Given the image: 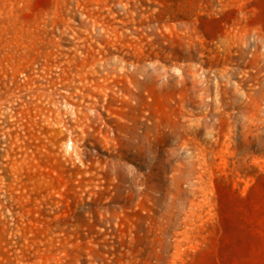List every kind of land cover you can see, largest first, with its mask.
<instances>
[{
	"label": "rangeland",
	"instance_id": "374dc122",
	"mask_svg": "<svg viewBox=\"0 0 264 264\" xmlns=\"http://www.w3.org/2000/svg\"><path fill=\"white\" fill-rule=\"evenodd\" d=\"M0 264H264V0H0Z\"/></svg>",
	"mask_w": 264,
	"mask_h": 264
},
{
	"label": "bare ground",
	"instance_id": "6f19581e",
	"mask_svg": "<svg viewBox=\"0 0 264 264\" xmlns=\"http://www.w3.org/2000/svg\"><path fill=\"white\" fill-rule=\"evenodd\" d=\"M136 76H137V74H136ZM136 78V77H135ZM141 79V78H140ZM137 80V79H136ZM133 85V84H132ZM133 92H132V96H134V97H131V96H128V98H127V100H128V105H129V110H131V111H133V113L134 114H136L137 116L136 117H133V119H131V122L130 121H128V119L126 120V122H124V123H136V124H132V126H130L127 130L128 131H126V134L125 133H122V134H125L124 136H122V138H120V141H123V140H127V139H132V137L133 138H136L137 139V137L138 136H136L135 134L137 133V134H139L141 137L142 136H144V138H145V136H148V134H149V129H151L153 126H154V124L153 123H156V122H154V120H153V118H154V116H155V114L154 113H152V112H147V111H145L146 113H144V111L142 112L141 111V109H144V106H146V108L148 107V109H146V110H148L149 111V107H152V106H150V104H152L153 103V97H151V95H150V93L149 92H147V94H144V92L141 90V89H139V88H137L136 90H132ZM131 95V94H130ZM146 98V99H145ZM125 100V99H124ZM180 103V102H179ZM175 105H176V103H175ZM177 105H179L178 103H177ZM183 106V105H182ZM181 107V106H180ZM182 108H184V107H182ZM183 110V109H182ZM185 110V109H184ZM181 111V110H180ZM182 112V111H181ZM141 114H142V116H141ZM154 114V115H153ZM178 116H180L181 117V119H182V117L183 116H181V114H178ZM177 116V117H178ZM179 117V118H180ZM155 119V118H154ZM180 119V120H181ZM163 120V119H162ZM179 120V121H180ZM182 121V120H181ZM183 122V121H182ZM156 125H157V123H156ZM156 127H158V125L156 126ZM155 127V128H156ZM143 130V132L141 133V131L139 132V130ZM124 130H126V129H124ZM123 132V131H122ZM151 132V131H150ZM144 133V134H143ZM121 134V133H120ZM151 135V134H150ZM119 137H120V135H119ZM124 137V138H123ZM140 138V137H139ZM150 138V137H149ZM136 139H134V140H136ZM133 140V139H132ZM141 140V139H140ZM139 140V141H140ZM146 140V139H145ZM128 141V140H127ZM137 141V140H136ZM135 141V142H136ZM150 141H151V139H150ZM153 141V140H152ZM124 142V141H123ZM134 142V143H135ZM147 142H148V139H147ZM153 143V142H152ZM151 145V144H150ZM149 146V145H148ZM151 147V146H150ZM130 148V147H129ZM149 148V147H148ZM129 150V149H128ZM126 156V155H125ZM130 158V157H129Z\"/></svg>",
	"mask_w": 264,
	"mask_h": 264
}]
</instances>
